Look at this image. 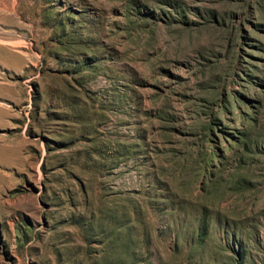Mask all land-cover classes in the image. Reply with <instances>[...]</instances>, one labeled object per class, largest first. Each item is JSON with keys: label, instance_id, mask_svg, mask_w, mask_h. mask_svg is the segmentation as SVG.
I'll use <instances>...</instances> for the list:
<instances>
[{"label": "rangeland", "instance_id": "1", "mask_svg": "<svg viewBox=\"0 0 264 264\" xmlns=\"http://www.w3.org/2000/svg\"><path fill=\"white\" fill-rule=\"evenodd\" d=\"M0 264H264V0H0Z\"/></svg>", "mask_w": 264, "mask_h": 264}]
</instances>
